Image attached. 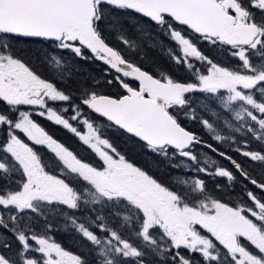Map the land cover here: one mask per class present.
Returning a JSON list of instances; mask_svg holds the SVG:
<instances>
[{
	"label": "snow or ice",
	"instance_id": "obj_1",
	"mask_svg": "<svg viewBox=\"0 0 264 264\" xmlns=\"http://www.w3.org/2000/svg\"><path fill=\"white\" fill-rule=\"evenodd\" d=\"M0 264H264V0H0Z\"/></svg>",
	"mask_w": 264,
	"mask_h": 264
},
{
	"label": "flooded vegetation",
	"instance_id": "obj_2",
	"mask_svg": "<svg viewBox=\"0 0 264 264\" xmlns=\"http://www.w3.org/2000/svg\"><path fill=\"white\" fill-rule=\"evenodd\" d=\"M41 122L45 125L47 130H49L55 137H57L61 140H66V142H68L70 144L74 143V140H67L68 134L65 131H63L62 129H60L58 126H54L50 122H46V121H41ZM81 154L87 155V153L84 152L83 150H81ZM257 171H259V169H257ZM60 241L71 251H78L79 250V245L76 244L74 241H72L71 238H70V242H68V241L64 240V238L62 236Z\"/></svg>",
	"mask_w": 264,
	"mask_h": 264
},
{
	"label": "rangeland",
	"instance_id": "obj_3",
	"mask_svg": "<svg viewBox=\"0 0 264 264\" xmlns=\"http://www.w3.org/2000/svg\"><path fill=\"white\" fill-rule=\"evenodd\" d=\"M62 236H63L64 240L70 242V237H69L68 235L64 234V233H59V234H57V237H56V238H57L58 240H60ZM66 241H65V242H66ZM72 241H73V240H72Z\"/></svg>",
	"mask_w": 264,
	"mask_h": 264
},
{
	"label": "trees",
	"instance_id": "obj_4",
	"mask_svg": "<svg viewBox=\"0 0 264 264\" xmlns=\"http://www.w3.org/2000/svg\"><path fill=\"white\" fill-rule=\"evenodd\" d=\"M149 55L155 57V58L158 59V60H162V59H163V58L160 57L157 53H154V52H152L151 50H149ZM41 72H44V69H41ZM45 74H47V73H45Z\"/></svg>",
	"mask_w": 264,
	"mask_h": 264
}]
</instances>
